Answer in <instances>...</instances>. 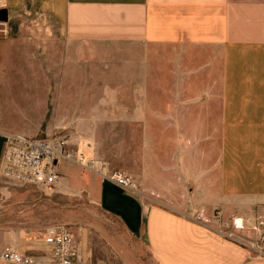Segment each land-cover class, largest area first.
Segmentation results:
<instances>
[{
	"label": "crops",
	"instance_id": "0c3cea01",
	"mask_svg": "<svg viewBox=\"0 0 264 264\" xmlns=\"http://www.w3.org/2000/svg\"><path fill=\"white\" fill-rule=\"evenodd\" d=\"M76 73L111 79L76 88ZM2 108L0 157L5 133L36 135L16 115L46 132L87 126L85 155L91 126H138V165L122 169L134 187L96 159L82 187L158 264H264V224L245 240L209 225L264 207V0H0ZM5 246L45 248L18 230L0 231Z\"/></svg>",
	"mask_w": 264,
	"mask_h": 264
},
{
	"label": "rangeland",
	"instance_id": "374dc122",
	"mask_svg": "<svg viewBox=\"0 0 264 264\" xmlns=\"http://www.w3.org/2000/svg\"><path fill=\"white\" fill-rule=\"evenodd\" d=\"M25 21L30 29H35L42 19L36 12H32L26 15ZM27 31L31 32L29 29ZM80 50L81 48H77V51ZM115 50L116 47L103 46L101 55L104 57L101 59H110L116 54ZM99 65L100 62L93 64L95 67ZM44 67H47L45 63ZM109 73L105 74L106 77L102 75V77H94L92 80L76 73L75 86L77 88V85L84 83L89 88V84L111 79L108 76ZM49 80L52 81L51 78ZM0 111L3 112L1 114L3 119L8 117H5L6 111L3 108ZM50 112V109H47V116ZM15 118L16 121L18 120L16 126L20 130H31L32 132L35 130L34 134L36 135H45L46 133L64 135L71 140L70 144L73 150L81 149L78 142L89 146V144H84L86 139L82 138L87 126L76 124L72 131H69L67 126H54L52 130L46 132L44 129L46 122L40 123L34 112H31V117L26 121L19 119L17 115ZM91 129L90 142L96 153L93 154L90 150L86 151V167L79 164L72 166L66 162L59 167L61 181L68 177L71 179L68 184L60 181L52 187H36L5 178L0 181V231H22L31 242L38 243L42 241L43 232L48 226L63 224L72 232L80 252L92 261H117L119 264H158L145 240L128 232L120 220L106 213L98 203L91 200L82 187L85 171L91 169L93 161H101L104 166L107 164L112 172H119L123 175L124 167L131 169L132 166L138 165L140 128L129 124H105L91 126ZM78 139L81 140L78 141ZM215 217L214 220L209 221V225L236 239L245 240L249 231H256L252 228L237 229L233 226L232 221L223 223ZM254 253L258 255L257 252Z\"/></svg>",
	"mask_w": 264,
	"mask_h": 264
},
{
	"label": "built area",
	"instance_id": "2783aa9c",
	"mask_svg": "<svg viewBox=\"0 0 264 264\" xmlns=\"http://www.w3.org/2000/svg\"><path fill=\"white\" fill-rule=\"evenodd\" d=\"M0 157V176L24 185L52 187L60 182L59 167L69 162L87 165V156L80 150H73L64 135L51 133L45 135H23L5 133ZM103 176L124 188H133L129 176L119 172H106ZM240 219V225L237 222ZM237 229L258 231L264 224V207L261 212L244 218L232 220ZM227 235V234H226ZM231 236V235H227ZM258 242L254 251L264 255V246ZM39 251H25L5 246L0 251V264H119L117 261H92L84 256L75 243L72 232L63 224L48 226L43 232Z\"/></svg>",
	"mask_w": 264,
	"mask_h": 264
},
{
	"label": "bare ground",
	"instance_id": "6f19581e",
	"mask_svg": "<svg viewBox=\"0 0 264 264\" xmlns=\"http://www.w3.org/2000/svg\"><path fill=\"white\" fill-rule=\"evenodd\" d=\"M238 224L240 225V220H237Z\"/></svg>",
	"mask_w": 264,
	"mask_h": 264
}]
</instances>
